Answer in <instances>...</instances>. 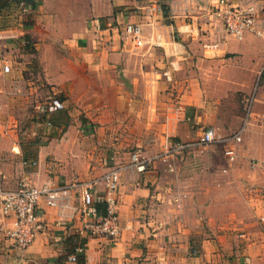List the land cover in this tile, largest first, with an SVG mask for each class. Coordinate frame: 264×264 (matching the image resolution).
<instances>
[{"label": "crops", "instance_id": "1", "mask_svg": "<svg viewBox=\"0 0 264 264\" xmlns=\"http://www.w3.org/2000/svg\"><path fill=\"white\" fill-rule=\"evenodd\" d=\"M150 1L35 0V8L14 3L0 13V185L98 181L100 216L102 177L121 168L116 240L81 234L80 191L71 189L55 207L40 203L25 251L14 247L0 207V264H59L76 246L86 264H264V86L251 94L264 85V37L234 39L210 12L187 23L174 11L167 18L175 23H164ZM130 23L149 45L135 46ZM249 94L256 121L248 134L259 133L248 137L259 161L249 181L238 178L230 152L222 170L194 167L200 139L192 128L235 126L234 99L242 106ZM53 97L65 108L48 114ZM166 133L191 143L172 159L174 170L159 160L145 172L132 167V153L156 156ZM71 256L62 264H78Z\"/></svg>", "mask_w": 264, "mask_h": 264}, {"label": "built area", "instance_id": "2", "mask_svg": "<svg viewBox=\"0 0 264 264\" xmlns=\"http://www.w3.org/2000/svg\"><path fill=\"white\" fill-rule=\"evenodd\" d=\"M210 6L209 12L214 20L218 21L226 33L233 34L242 40L247 34L264 37V5L245 0H207ZM126 34L137 48L144 46L142 28L135 23L127 24ZM5 73L11 71L9 64H4ZM255 101V94L248 99L249 110ZM65 108V104L59 98L53 97L46 106V112L53 114ZM250 114V112H249ZM243 131L238 132L234 138L242 140ZM217 139L214 128L205 129L199 142L211 144ZM170 145L166 151L156 156L146 157L142 151H136L131 155V165L139 172H145L154 160H159L171 171L174 170L172 159L186 151L191 143L183 141H168ZM166 149V148H165ZM235 153H229L232 161ZM35 165V161L30 162ZM105 184L106 214L96 216L94 186L98 181H74L68 186H60L52 183L36 185L28 181L19 183L16 189H9L0 185V207L4 217L11 220L8 236L13 245L19 251H25L35 241L38 232L39 206L44 200L51 207L57 206L60 201L69 196L71 189L80 191V213L83 218L81 234L90 237H105L116 240L121 233V220L119 214L118 190L121 185V168L115 167L103 175ZM71 261L76 257L71 256Z\"/></svg>", "mask_w": 264, "mask_h": 264}, {"label": "rangeland", "instance_id": "3", "mask_svg": "<svg viewBox=\"0 0 264 264\" xmlns=\"http://www.w3.org/2000/svg\"><path fill=\"white\" fill-rule=\"evenodd\" d=\"M172 1L173 0H152L149 3L150 4L149 9L151 10L153 15L158 14L159 15L158 20L162 21L164 23H173L174 22V20H172L171 18H167V17H170L171 13L174 11H177L179 14H182L183 17L185 18V22H187V23L188 22L192 23L193 21H195L194 20L195 15L200 16V17L196 18L197 21L202 20L201 17L205 14H207V16H209L210 6H209L207 0H174V6H173ZM249 1L264 5V0H249ZM186 13H187V15H184ZM162 14L164 16H166V19L162 16ZM207 20H210V19L207 18ZM142 34H143V30H142ZM144 34H145V32H144ZM155 34L157 35V33L152 32V31H150V33H148V35H150V36L155 35ZM227 34L230 37L237 39L233 34H229V33H227ZM248 35H252V34H247L245 37H247ZM145 36H146V34H145ZM173 36H174V39L179 40V36H178L177 32L174 31ZM253 36H255V35H253ZM143 37H144V35H143ZM157 38L162 40L163 44L166 45V42H165L166 37H165L164 33H160V37H157ZM144 41H145L144 45H149L148 42L146 43L147 37H144ZM263 86L264 85L261 84L260 81L259 82L257 81L254 85V89L252 90L251 94L254 93V91L256 89H260ZM251 94H249L245 97L244 103L242 106H240L238 103H236V101L234 99L235 107L239 111L238 115L239 116L241 115L242 120H240V121L237 120L236 125L232 126V127H226L225 126L226 122H223L220 120L219 124L221 127L216 129L217 130V137H219V135H221L222 138L229 136L232 138L231 140L234 143L231 145H228L229 144L228 141H227V143H213V144H202L199 142V144L196 146V148H194V151H195V153H197L198 158L201 160L198 159V161H195L196 163L195 162L193 163V164H195L194 167H205L206 168L207 166H210V168H211L210 170L212 171V173L215 171L214 169L222 170L223 169V167H222L223 156L225 154H227V152H234L237 157H236V160L233 163V165L235 163L238 164L236 166V168H237L236 170L238 171V175H240V176H238V178L244 182L249 181V178H250L249 171L250 170H252V171L256 170L255 169V163L259 162L255 158H250V157H252V156H250V154H251V152H250L251 146L250 145H252V144L249 143L248 137L250 135L253 136V135L259 134L256 132L257 131L256 128L254 130L255 133L248 134V133H250V129H249L250 122L254 123V121H256L254 119V116L252 117V115H253L252 113L254 112L255 101L252 104V110L251 111L249 110L250 102H248V99H250L253 96ZM240 104H242V102ZM249 112H250V114H249ZM194 114L195 113H193V116H194ZM255 117H256V115H255ZM251 126H252V124H251ZM208 128H213V127L212 126L205 127V126L201 125L199 128L193 127L192 130L194 129L197 138L200 139L203 131L205 129H208ZM240 131H243L242 132L243 133L242 134V140L238 142L234 138V136ZM164 136H165V138L161 139L163 143H161V145H160L159 153L166 151L169 148L170 145L168 144V141H174V142L177 141V140H175L174 137L170 136L167 133L164 134ZM227 148H228V151H227ZM136 151H142L143 152L142 149L141 150L137 149L134 152H136ZM225 151H226V153H225ZM232 162H233V160H232ZM257 167L260 171L264 170V162L258 163ZM252 177H254V176H252ZM203 178L205 180H209L211 178V176L210 175H207V176L204 175V177H201V180ZM216 178L222 179V177H219V176H217ZM255 178L259 179L258 177H255ZM226 257L227 256L222 257V258L227 259Z\"/></svg>", "mask_w": 264, "mask_h": 264}, {"label": "trees", "instance_id": "4", "mask_svg": "<svg viewBox=\"0 0 264 264\" xmlns=\"http://www.w3.org/2000/svg\"><path fill=\"white\" fill-rule=\"evenodd\" d=\"M14 3H22V2L21 1H14V0H0V13L3 10H5L6 8L10 7ZM35 7H36V5L35 6L33 5L32 8H35ZM26 39L29 40L28 37H26ZM262 79H263V75H262L261 80ZM56 98H58V97H56ZM96 210H97L98 215L104 216L106 214V204H104V203H98L96 205ZM76 248H77V246L73 249V251H68L67 250L66 253H65V255H63V257H61V258L58 259V263L59 264L60 263L62 264V261L63 260H66L69 255L74 254L76 256V260H77V263L78 264H86L85 254L84 253H78L77 250H76Z\"/></svg>", "mask_w": 264, "mask_h": 264}, {"label": "water", "instance_id": "5", "mask_svg": "<svg viewBox=\"0 0 264 264\" xmlns=\"http://www.w3.org/2000/svg\"><path fill=\"white\" fill-rule=\"evenodd\" d=\"M14 1H21L28 6H33L35 4V0H14Z\"/></svg>", "mask_w": 264, "mask_h": 264}]
</instances>
